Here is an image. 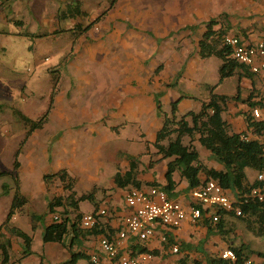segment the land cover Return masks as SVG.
I'll return each instance as SVG.
<instances>
[{
	"label": "rangeland",
	"instance_id": "obj_1",
	"mask_svg": "<svg viewBox=\"0 0 264 264\" xmlns=\"http://www.w3.org/2000/svg\"><path fill=\"white\" fill-rule=\"evenodd\" d=\"M197 1L118 0L114 3V0H0V173L6 172L0 176V224L6 220L19 187L29 203L15 215L12 224L22 228L33 238V252L23 258L25 264H49L44 251H48V245L55 244L45 243V225L63 210L56 209L51 213L49 201L54 197L67 196L70 192L59 181L45 185L46 173H56L67 167L80 179L78 194L91 190L96 183L99 188L111 187L114 178L110 173L116 161L125 160L126 155L130 158L129 154L135 148L145 147L140 140L131 142L126 139L138 136L143 128H147L148 115L151 110L153 113L152 104L149 105L148 101L142 100L141 95L135 94L137 88H131V92H128L129 86H138L136 81L133 85H121L119 96L122 102L126 103L128 98L129 103L134 106L127 103L120 107H107V93L110 89L105 85L108 82L104 76L120 74L118 81L123 82L128 80L129 74L141 73L140 78L144 79L153 73L154 64L144 61L141 53L143 47H137V60L128 56L125 51L127 47H122V43L117 55L113 51L109 52L110 49L107 51V48L101 53L104 46L102 42H98L99 39L105 35L110 37L121 33L115 38L124 40L127 38V31L134 29L136 38L151 37L158 48L161 44L164 45L163 49L166 44H172L175 49L172 52H181L183 55L187 54L186 48H189L191 58L187 56L185 60L190 63L193 71L189 78H183V82L173 89L177 92L176 97L182 94L190 96L182 104L184 111L198 110L202 99L209 95V91L203 88L204 84L218 82L221 60L214 56L201 59L197 55L196 39L201 37L200 30L204 29L203 22L194 23V17L192 18ZM218 3L222 7L221 11L227 13V18L234 22V26L247 25L244 28L251 27L254 32L259 31L256 33L263 38L264 0H221ZM108 9H111L109 15L95 22L87 34L78 35L76 31H67L79 25L88 26ZM74 12L76 15L72 16ZM166 19L180 27L164 39L154 38L155 27L165 24ZM179 33L184 38H189L190 42L178 40ZM130 39L127 38L128 43ZM85 49L92 51V58L86 56ZM166 52L171 54L170 50ZM166 55L161 52L153 56L154 59H149L157 62ZM89 76H102L103 79L102 82L100 78L98 81L89 80ZM237 85L238 79L231 76L216 91L237 93ZM122 93L129 95L124 98ZM158 93L161 98L163 92ZM55 94L59 98L56 108L53 102ZM167 95L172 94L169 92ZM110 103L116 104L111 100ZM160 104L163 111L170 112L171 107L166 101L160 99ZM84 105L96 107L97 116L102 118L98 119L96 116L94 119H86L80 109ZM154 105L159 115L157 100ZM130 107L134 111L130 112ZM64 109L67 119L59 117ZM119 110L125 113L121 118L117 117ZM118 124L122 127L120 135L116 136L114 131L106 135L103 128ZM135 151L138 153L139 150ZM17 160L20 162L18 168ZM147 161L148 159L145 160ZM83 168L95 175L104 170L107 176L103 180L101 175H96L98 182H86V175L81 172ZM253 172L255 170L247 169L249 177ZM116 192L121 191L118 189ZM103 193L105 192H98L96 197L104 198ZM232 198L235 199V196ZM103 201L106 206L109 205V201ZM82 207L91 210L93 204L83 201ZM33 214L42 219L36 217L33 220ZM232 218L234 221L229 226L232 233L238 234L235 236L236 240L242 242L243 239H248L255 253L264 252V236L256 237L248 232L242 220ZM33 224L36 228H33ZM235 238L232 236V239ZM22 244L23 251L24 241ZM79 264H87V261L82 260Z\"/></svg>",
	"mask_w": 264,
	"mask_h": 264
},
{
	"label": "crops",
	"instance_id": "obj_2",
	"mask_svg": "<svg viewBox=\"0 0 264 264\" xmlns=\"http://www.w3.org/2000/svg\"><path fill=\"white\" fill-rule=\"evenodd\" d=\"M216 1L215 0H198L197 5H195V9L192 14V18L194 17V20H195L194 23L203 22L204 24L206 21L210 20L211 18H221L222 21H225L226 19L232 25V28L230 29L228 34L239 35L245 41L250 42V43H255L258 40H261V34L258 35L256 33L259 31L254 32V29L251 27L244 28L247 25H244V26L238 25L237 27L234 26V22L230 21L231 18L230 20L227 18L228 14L221 11L222 7H220L218 3V1H221V0H216ZM225 6L226 5H223V7ZM108 15L109 14H107L106 17ZM165 21H166L165 24L163 23L162 26L157 25V27H155L154 38L164 39L173 30H176L177 28L180 27V25L178 24H175V23L173 24L172 22L171 23L168 22L169 19H166ZM91 29L88 32H90ZM200 31L202 35V33L205 31V25H204V29H201ZM120 34H113V35H110V37L109 36L107 37V35H105L102 37L101 40L99 39L98 42H102V45L104 46L101 53H104V49L107 48V51L110 49L109 52L113 51V54L117 55L119 53L118 51L120 48V44L122 43L123 45L122 47H125V46L127 47V50L125 51L128 53V56H130L131 58H135L137 60V55H136L138 52L137 47H143V51L141 52L142 57L143 59H145L144 60L145 62H150L154 64L152 65V68H154V71L148 77H144V79L140 78L141 73H133V74L131 73L129 74L130 76L128 77V80H123V82L118 81L120 74L112 73V74H108V76H104L106 77V80L108 82V84H105V85H107L108 88L110 89V92H108L107 95L109 96V99L111 101L116 102V104L110 103V100L107 98L106 106L113 108V106L115 105H117V107H120L121 104L123 106L129 103L128 98H127L126 103L121 101L119 97L121 95L120 86L129 85V84L133 85L134 82L138 81V86L133 85L127 88L128 92H131V88H137V90L135 91V94L141 95L142 100L146 102L148 101L149 105L152 104L153 113L151 110V113L148 115L146 129L143 128V124L141 123L140 129L142 128L143 129L140 132V134L138 136L134 135L131 137H127L128 138L126 139L127 141L133 142L135 140L137 141L140 140V142L145 145V147L140 146L137 149L135 148V150H139L138 153L134 150L133 153L129 154V157L131 158V156H140V159H139L140 167H139L138 179L142 180L143 182L158 181L164 184L167 181L166 173H167L168 162L170 161V158H163L162 154H159L157 152V149L154 146V142L156 141L158 131L161 129L163 125L164 115L165 114L170 115L171 109H170V112L163 111L162 109L161 111L158 110L159 115H160L159 116L156 111V106L155 105L153 106V103L156 100L157 101L159 100L160 102V99L161 100L163 99L172 108L173 102L180 99L179 104H178V111H177V115L180 118L189 111L199 112L202 108L203 101L209 100L211 96V92H212V88H211L212 86H215L213 88L214 93L226 94L230 96L235 95L236 93H220L216 91L217 87L220 84H222L225 81V79L222 82H220L218 79V82L216 84L206 83L204 84L203 88L209 91V95L208 97L202 99L201 107L198 110L189 109L188 111H184L182 104L184 103L185 98H189L190 96L182 94L179 97H176L177 92H175L173 89H176V87L179 86V83L183 80V78L185 79H187V77L189 78L191 71H193V68L190 67V63L185 60L187 56L191 58L189 54L190 49L186 48L187 54L183 55L181 52H178V54L172 52L173 50H175L172 44H166L164 49L162 48V46L164 45L161 44V46H159L158 48V45H156L154 41L151 39L150 37L151 34H149V37H150L149 39L147 37H144L145 39L136 38L137 34L134 32V29H129V31H127V38L128 39L131 38L130 43L127 42V38L124 40L122 39L116 40L115 37L117 35L120 36ZM178 35L179 36L177 35L175 36H177V39L182 41L183 43L190 42V39L184 38V35L182 33H179ZM177 39L175 40L178 42ZM199 39L200 37H197L196 39L195 44L197 46H198ZM137 41L139 43H137ZM193 49H195V46L193 47ZM167 50H170L171 54L167 53L166 52ZM182 50H179V51H182ZM84 52L86 53V56H88L89 58H92L90 57L92 54L91 50L85 49ZM146 52H148L149 54L146 55ZM161 52L162 53L165 52L167 54L166 56H164L163 60L156 62L154 60L149 59V58H153V56H155L158 53L161 54ZM197 55L199 56V46L197 50ZM156 65L157 67H155ZM159 66H162V68L159 72H156V69ZM232 76H235V78L238 79L237 87L240 90L242 99L244 100L250 99L252 102L260 101L261 99H263L264 101V96L261 93V88L264 83V71H261L259 73L250 72V76H242V73L239 72V74L236 73ZM98 78H100L101 79L100 82H102V79H103L102 76H98ZM98 78L95 76H89V80L93 79L95 81H98ZM160 91L163 92V95L161 98H159L160 95L158 93ZM169 92H171L172 95H167ZM126 95L128 97L129 93H122V96L124 98H126ZM58 101H59L58 95L55 94L53 98V102L55 104L54 108L58 107ZM130 105L134 106L132 104ZM80 109H82L83 116L86 119L87 118L94 119V117L98 115L97 114L98 109H96V107L92 108L90 106L89 108L88 106L84 105V106H80ZM261 110L263 111V115H264V108H262ZM132 111H134L133 107L130 109V112ZM94 112H96V115H93ZM248 112H251L249 102H244L242 100H239V101L230 100L228 103L227 109L223 113V117L230 124L232 132L245 133L244 135L248 134L251 138L259 139L264 144V138L261 137L262 134H258V135L253 134V132L250 131L247 121L245 119V113H248ZM180 113H183V114L179 115ZM124 115H125L124 111L119 110L117 117L121 118ZM59 117L61 119H67V112L65 113V109H64V113H59ZM97 118L101 119L102 117L97 116ZM263 120H264V116H263ZM103 129L106 132V135L108 134V132L114 131L117 136V135H120L121 133L120 129H122V127L119 124L113 125L112 127L107 125L106 128H103ZM198 137L199 135L197 134L194 138H198ZM130 138H133V139H130ZM190 138L191 137L189 136H185L184 143L189 144L191 141ZM192 144L197 148V150H199L200 160L202 164L208 167L216 168V169L223 168V166L219 162L213 159L211 152L200 144L198 139H195L194 141H192ZM143 152L144 153L146 152L148 154L144 155ZM203 154H205V157L203 156ZM125 158L126 159L123 160L124 162L121 160L116 161L113 169L111 170L110 176L114 178V183H111V187L99 188L98 183H96V186L91 188V190H89L90 192L93 190H96L94 202L85 200V201L91 202L93 204V208L91 210L84 209L82 207L83 201H81L79 204L80 211L82 212V214L95 212L100 208H106L108 210L109 214L103 216L100 219V223L97 228V233L83 235L80 238V242L73 245L70 249L67 246L61 243H58V242H45L46 244L47 243L55 244L52 246L48 245V251H44L48 257L47 260L49 261L48 262L49 264H62L70 260L72 256V252H77V253L82 252L86 254L87 256V257L79 259L76 264H79L82 260H86L87 264H91L89 258L92 253H100L102 255H105L100 245L101 239L105 236L109 238H116L118 235V232L125 228L124 217L127 214H129L132 210L128 208L126 205L125 193L129 188L135 187L133 185H129L125 188H122V187H118L117 184L115 183L116 173L119 170L121 172H125L129 168L130 158H128V155H126ZM146 159H148L147 162H145ZM151 161L153 162L152 165L150 164ZM163 164L165 165L163 166ZM247 169H246V173H247ZM68 172L75 180L74 190L77 193L79 191L77 187L79 186L78 182L80 181V179L70 169L68 170ZM81 172L82 174L86 175L85 176L86 182L92 181V180H96L98 182L99 181L98 176L101 175L100 177L103 178V180H105V177L107 176L104 170L102 171V173L96 172V175L98 176H96L95 173L91 171L85 170L84 168L82 169ZM259 174L260 173L257 170H255V172H253L250 175V177L248 176V173H247L249 183H253L255 180H257ZM201 178L202 180H204L206 176L201 173ZM174 179L177 182V187H176L177 197L173 199L180 201L186 207H188L193 201L191 191L195 188L190 189L188 180L185 178H182L178 171L174 173ZM85 181L84 183L86 184ZM100 183H101V179H100ZM149 187L151 186L144 185L142 188L148 189ZM118 189L121 192L117 193L116 191ZM226 190L228 191L230 197L237 196V194L233 193L231 190H228V189ZM89 191H86V192L82 191V193L80 194L77 193V196H80L83 193H88ZM98 192H105L103 193V195H105L104 198H102V196L96 197L98 195ZM103 200L109 201L108 202L109 205L106 206L103 203L104 202ZM57 209H61V207H58ZM209 212L210 210H204L202 218L198 220L197 222H194L190 218H188L182 223L180 227L174 228V229L168 228L164 226L163 224H161L160 222H158L155 226V232L153 233V235L149 236L145 240H141L137 235L130 234L128 238L125 240L120 250L121 252H128L134 256H138L142 253H150L152 254V259L149 261V264H222L223 261L220 258V255L226 248H229L231 245L240 246L242 244H245V246L249 248L247 250H244L245 253L247 252V255L249 256L248 258H251L258 263L264 264V256L260 255L259 253H255V251L254 252L250 251L253 249H251V245L248 239L246 240L243 239L242 242L236 240L237 238H235V236H238V234L232 233L233 231L230 229V226H229L231 221H234V219L232 218L233 216H231L230 213L226 212V213L219 214V217H220L219 221L221 220V224H222V227H220L219 221L217 222L213 221L212 215ZM245 226L248 232H252L256 237L264 236V235H258L257 233L253 232L252 230L248 228L246 224ZM236 231L238 232V230ZM69 236H67V243L70 242L68 241ZM232 236L233 238H235V240L232 239ZM163 237H166V239H163ZM11 240H12V243L9 249L10 257H9L7 264H25L23 258L26 255L28 254L30 255L33 252V246H32L33 244L31 245L30 253L25 254L24 251H22L23 239L20 237L14 236L11 238ZM16 241H18V244H16ZM18 246H20V248ZM175 246H178L179 248L178 252H174L173 248Z\"/></svg>",
	"mask_w": 264,
	"mask_h": 264
},
{
	"label": "trees",
	"instance_id": "obj_3",
	"mask_svg": "<svg viewBox=\"0 0 264 264\" xmlns=\"http://www.w3.org/2000/svg\"><path fill=\"white\" fill-rule=\"evenodd\" d=\"M116 1L118 0H114V3ZM110 10L104 11L97 20L86 27L79 25L67 31H76L78 35L85 34L93 27L95 22L101 20V17H106ZM78 12L80 13L79 9ZM74 15H76V12L72 16ZM204 25L205 31L198 42L199 56L203 59L215 56L221 60L219 81L222 82L236 73L239 74V72L242 73V76H250L251 71L249 68L238 62L233 57L231 48L224 44L223 37L229 33L232 25L226 19L222 21L221 18H211ZM262 39H264V36ZM161 68L162 66H159L156 72H159ZM214 87H211V96L209 100L203 101L199 112L189 111L179 118L177 115L179 99L173 102L171 114L164 115L163 125L157 133L154 146L157 152L162 154L163 158H170L166 173V183L163 184L158 181L143 182L138 179L140 156H131L129 168L125 172L119 170L116 173L115 183L118 187L122 188L129 185L138 188H142L144 185L157 186L165 190L170 198H176L177 182L174 179V173L177 171L182 178L188 180L190 189L199 187L209 179L216 180L225 189L237 194L235 197L239 201L235 202L234 205L236 208L242 210L240 215L235 211L228 212L225 210H219V213H230L231 216L242 220L253 232L258 235H264V199L251 195L253 188L264 186V179H257L253 183H249L246 173L247 168H252L260 174H264V144L259 139H244L245 133L232 132L230 124L223 117V113L227 109L230 100L249 102L251 112L245 113L248 127L253 134H263L264 120L255 119L253 110L255 108H264V101L263 99L255 102H252L250 99L244 100L241 98L239 89L232 96L214 93ZM158 103L159 111H161L162 106L159 100ZM197 134L199 137L194 138ZM185 136L191 137L189 144L184 143ZM195 139H198L200 144L211 152L213 159L223 166L222 169L208 167L201 163L200 152L192 144V141ZM152 163L151 161L150 164L152 165ZM16 166L17 168L20 166L18 160L16 161ZM201 173L206 176L204 180L201 178ZM5 174L6 172H1L0 176ZM44 180L46 185L60 181L64 185L63 187L70 191L67 196L54 197L49 201L48 207L51 213L55 212L58 207H61L63 210L59 214V220L54 219L45 225L44 241L58 242L70 249L73 245L80 242V238L83 235L97 233L98 225L91 230H85L80 227V220L83 214L79 206L81 201L89 200L94 202L96 190L77 196L74 190L75 180L66 168H62L56 173H46ZM4 192H6L5 189ZM27 203H29V199L18 187L7 218L0 224V264H7L10 257L11 238L14 236L23 239L25 244L23 251L25 254L31 251L32 236L22 228L12 224L15 215ZM36 217L42 219L41 216L36 214L31 215L33 220ZM219 226L222 227L221 220L219 221ZM34 227L35 224H33ZM69 235L70 242L67 243L66 239ZM230 248L236 251L241 261L249 257L247 252L245 253L244 251L249 249L245 244L240 246L231 245ZM250 251L254 252V250ZM258 253L264 256V252ZM84 257L87 256L82 252H72L71 259L62 264H76L79 259Z\"/></svg>",
	"mask_w": 264,
	"mask_h": 264
},
{
	"label": "built area",
	"instance_id": "obj_4",
	"mask_svg": "<svg viewBox=\"0 0 264 264\" xmlns=\"http://www.w3.org/2000/svg\"><path fill=\"white\" fill-rule=\"evenodd\" d=\"M223 41L231 48L233 57L248 67L251 72L264 71V39L250 43L239 35L225 34ZM261 93L264 96V83ZM253 115L255 119L263 120L264 115L260 108H255ZM261 137L264 138V133ZM243 138L251 139L248 134L244 135ZM258 179L263 180L264 174H259ZM191 195L193 201L186 207L180 201L170 198L165 190L157 186H151L148 189L129 188L125 193V202L127 207L132 210L124 217L125 228L118 232L116 238L105 236L101 239L100 245L105 255L92 253L90 255L91 264H149L152 259L150 253L134 256L128 252H121L120 248L130 234H135L141 240H145L153 235L158 222L168 228H178L188 218L194 222L200 220L204 210H210L209 213L215 222L219 221V210L235 211L238 215L242 213V210L234 205L235 202L239 201L238 198L230 197L228 191L216 180L205 181L193 189ZM251 195L264 199V186L253 188ZM108 214L106 208L83 214L80 227L85 230L94 229L99 225L100 219ZM54 219L59 220V215H55ZM173 250L178 252V246H175ZM220 258L223 260L222 264H262L251 258L239 260L236 251L230 247L221 253Z\"/></svg>",
	"mask_w": 264,
	"mask_h": 264
}]
</instances>
